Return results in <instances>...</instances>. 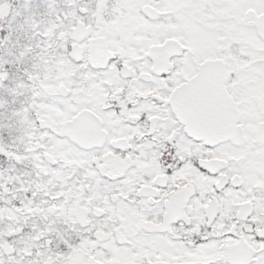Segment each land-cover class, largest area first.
Listing matches in <instances>:
<instances>
[{"label":"snow or ice","instance_id":"obj_1","mask_svg":"<svg viewBox=\"0 0 264 264\" xmlns=\"http://www.w3.org/2000/svg\"><path fill=\"white\" fill-rule=\"evenodd\" d=\"M0 264H264V0H0Z\"/></svg>","mask_w":264,"mask_h":264}]
</instances>
